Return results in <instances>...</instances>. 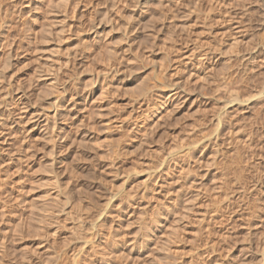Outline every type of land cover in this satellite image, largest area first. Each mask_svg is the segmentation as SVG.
<instances>
[{
  "label": "rangeland",
  "instance_id": "rangeland-1",
  "mask_svg": "<svg viewBox=\"0 0 264 264\" xmlns=\"http://www.w3.org/2000/svg\"><path fill=\"white\" fill-rule=\"evenodd\" d=\"M30 1L0 0V264H264V0Z\"/></svg>",
  "mask_w": 264,
  "mask_h": 264
},
{
  "label": "bare ground",
  "instance_id": "bare-ground-1",
  "mask_svg": "<svg viewBox=\"0 0 264 264\" xmlns=\"http://www.w3.org/2000/svg\"><path fill=\"white\" fill-rule=\"evenodd\" d=\"M16 6V5H15ZM26 6L27 7H30L31 6V1L30 0H26ZM25 6V7H26ZM13 7H14V5H13ZM14 11V10H13ZM28 12V11H27ZM6 36V38L4 37L3 39L5 40V43H7L6 41H8L7 40V35H5ZM12 44V43H11ZM10 49V48H9ZM242 84V83H241ZM245 86V85H244ZM241 89V88H240ZM176 93H174L173 92V95H175ZM233 94V93H232ZM228 95V96H230L229 98H231V99H234V98H236L237 97V95ZM235 94H237V93H235ZM7 95H8V93H7ZM6 95V97L4 98V101H6V100H11V99H14V96H10V95H8L7 96ZM252 96H254V95H252ZM259 96H264V94L263 93H260L259 94ZM258 96V97H259ZM4 97V96H3ZM227 98V97H226ZM229 98H227V101H231V100H229ZM237 99V98H236ZM235 99V100H236ZM234 100V101H235ZM12 101V100H11ZM147 103H152V104H154V102H151L150 100H148L147 101ZM225 105L226 104H224L222 107H221V109H220V114H227V112H226V107H225ZM0 110H2V114L4 115L5 114V117L4 118H2V119H0V138H3V141H4V139L7 137V139H8V137H13L12 135H13V133L15 132V127H16V121H15V119H13L12 118V116H11V111H10V109H8V108H6V107H2V109H0ZM1 112V111H0ZM55 113L56 112H54L52 115H50V114H46L45 115V124L50 120V118H53L54 119V117H55ZM1 114V113H0ZM3 120H6L5 121V123H4V121ZM50 124V123H49ZM218 124H220V119L218 118L217 119V125ZM47 125V124H46ZM53 125H55V122H53ZM216 125V126H217ZM5 126H9L8 128H4ZM48 126V125H47ZM215 126V127H216ZM217 127H219V125L217 126ZM216 130V129H215ZM214 137H216V135L214 136ZM12 139V138H11ZM10 139V140H11ZM211 140V139H210ZM9 141V140H8ZM7 141V143L9 144L10 142H8ZM222 142H224V141H222ZM215 143V144H214ZM216 143H217V139H215L214 141H213V145H216ZM212 143H211V141H209V143H207V144H204V148H206V147H209L210 145H211ZM251 144V140H250V138H249V142H246V144H245V146L247 147V148H249V146H251L250 145ZM6 145V144H5ZM202 147V146H201ZM244 147V145H242V148ZM4 148H5V146H4ZM3 147H2V145L0 146V150H3L4 149ZM253 148V147H252ZM207 149V148H206ZM5 150V149H4ZM3 150V151H4ZM188 151V150H187ZM5 152V151H4ZM191 151H188V152H186V154L188 155V153H190ZM1 153V152H0ZM252 153V152H251ZM4 155V154H3ZM5 155H7V153L5 154ZM4 157V156H3ZM20 158L21 157H17V160H20ZM15 159H16V157H15ZM9 162L11 163V162H13V159L11 158V157H9ZM4 162V161H3ZM8 162V163H9ZM6 163H7V161H6ZM7 163V164H8ZM5 165V164H4ZM183 171V170H182ZM189 173V172H188ZM186 174V173H185ZM187 175V174H186ZM189 175V174H188Z\"/></svg>",
  "mask_w": 264,
  "mask_h": 264
}]
</instances>
